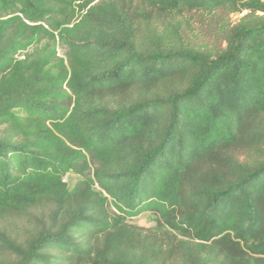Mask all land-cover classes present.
I'll return each instance as SVG.
<instances>
[{"label":"trees","instance_id":"16d2710c","mask_svg":"<svg viewBox=\"0 0 264 264\" xmlns=\"http://www.w3.org/2000/svg\"><path fill=\"white\" fill-rule=\"evenodd\" d=\"M0 258L264 264V1L0 0Z\"/></svg>","mask_w":264,"mask_h":264},{"label":"rangeland","instance_id":"374dc122","mask_svg":"<svg viewBox=\"0 0 264 264\" xmlns=\"http://www.w3.org/2000/svg\"><path fill=\"white\" fill-rule=\"evenodd\" d=\"M185 20L189 24L188 32H191V34H187L188 38H186L191 41L192 45L208 48L210 50L220 49L221 47H223V44L220 41V37L217 36L213 26L215 18L213 19L207 15L202 16V14L192 13V15L187 14L185 16ZM237 20V16H230L227 19V22L234 24L237 22ZM64 53V49H59L60 55H63ZM238 157L240 159H244L241 153L238 154ZM78 179L79 178L73 174H67L64 177V180L69 187H73ZM128 223L149 229L155 226L156 216L152 213L146 212L137 216L136 218L128 219Z\"/></svg>","mask_w":264,"mask_h":264}]
</instances>
